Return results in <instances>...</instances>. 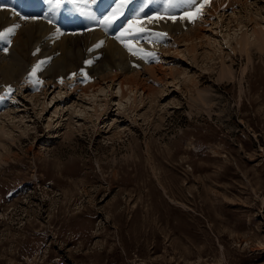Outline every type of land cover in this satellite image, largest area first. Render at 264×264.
I'll return each instance as SVG.
<instances>
[{
    "label": "rangeland",
    "instance_id": "1",
    "mask_svg": "<svg viewBox=\"0 0 264 264\" xmlns=\"http://www.w3.org/2000/svg\"><path fill=\"white\" fill-rule=\"evenodd\" d=\"M69 1L101 14L90 10L98 0ZM135 1L127 5L153 2L156 13L169 4ZM233 3L241 14L256 9L264 23V0ZM230 5L194 24L211 38L194 39L193 52L185 49L192 38L150 26L148 42L158 34L171 43L144 58L155 69L138 65L141 82L123 84L121 97L117 79L85 96L70 87L73 77L37 100L22 82L0 93V113L10 105L16 114L1 116L0 141L10 146H0V264H264V51L250 47V61L230 51L223 34L240 31L233 21L225 30ZM44 12L63 32L74 31L66 19L81 22ZM90 20L79 31L116 32ZM222 59L232 76L218 79Z\"/></svg>",
    "mask_w": 264,
    "mask_h": 264
},
{
    "label": "bare ground",
    "instance_id": "2",
    "mask_svg": "<svg viewBox=\"0 0 264 264\" xmlns=\"http://www.w3.org/2000/svg\"><path fill=\"white\" fill-rule=\"evenodd\" d=\"M8 1H11V3H7V5L11 4L16 9V11L13 12L11 8L7 5H3V6L0 5V32L6 33L3 38H0V93L1 94L7 92L8 90H11L15 86L17 87L19 82H22L25 85L27 84L30 85V91L28 92V94L31 93L30 99L32 100V96H34L35 100H37L39 98L38 97L39 94L46 93V89H47L46 87L48 86L52 87L55 84H59L61 86V84L63 83L66 84L67 82L62 79H66V77L67 78L73 77L70 87L72 88V90L82 91V93L85 96L86 94L89 93L95 94L94 90L96 87H98L99 90H102L103 88L100 82L103 79H107V81L117 79V82L120 87L119 95L121 97L124 94L122 87L123 84L127 85V89L133 90L134 88H137L138 84L141 82L140 81L141 77L137 75L140 67H144V68L147 67V69L148 68L153 69L156 66L153 64L147 65L146 63L147 61L145 62L144 58L151 57L154 54V51H156L157 49L161 51L163 49L162 46L164 44L171 43L170 41H167L162 37L161 38L157 37L158 34H154V39H153L154 41L148 42V38L149 39L151 38L147 33L148 31L139 33L127 38V40L130 42V44L133 47V51L136 53L135 55H133L132 52L128 51L120 43V41L115 39V37L120 35L123 29L128 26V21L136 18V13L140 12V8H142L143 6H141L140 8L139 7L133 8L131 4L127 5L126 10L123 12V17L120 18L119 25L121 27L112 36H107L101 33L102 32L100 31L101 28L98 30L97 29L98 27L96 29L90 28L89 30L86 29V31H79L83 29L85 26L90 25L91 22L90 18L93 20V25L97 24L98 26L104 27V25L100 24L99 21H102L106 16H108L107 13H105L104 15L105 17L102 16V14L98 16H94L92 12L91 11L89 12L88 10L83 20L82 19L78 20L81 22H77V25L73 29L74 31L67 33L60 31V29L59 30L55 29L51 25V23H49L48 20L45 21L43 19L36 18L37 13L41 14L47 9L48 3L46 1L44 0H27V1L8 0ZM235 1H239V0H210V4H206L203 7L202 16H200V18L196 19L194 22H192L189 19H180L181 16H185V15L193 16L196 13V10L194 9L196 6L194 5L193 8L192 5L189 6L184 4L185 0H181V3H183V5L181 6L180 4H178L179 1L171 0L172 4L169 7L167 6L168 7L167 10L161 9L164 3L160 2L161 3L159 7L160 12L158 13L155 12V8L153 7L154 6L153 2L152 3L150 2L149 7L144 9L143 12H140L139 19L146 21L147 16L150 15L155 16L156 14L162 15L163 13L166 14L165 15L166 17L167 16L174 17L175 18L174 20L166 18L157 23H151V24L145 23L144 26L147 29L152 25L153 27L162 26L168 31V33L170 32L171 34L174 35L175 33H180V35L177 38L178 41L192 38L188 40L189 42H187L188 45L186 46L185 49L193 52L196 45L194 39H196L197 37L202 39L203 36H205L206 39L211 38L209 36L211 33L209 35H204L203 32L200 33L201 37H199V35L196 32V28L198 27V25L196 26L194 24L202 25V23H205L207 20H211V17L213 16L210 15L208 17H204L205 16L204 14L205 13L209 14L214 11L219 12L218 9L223 8L226 5V3L229 4L231 3L230 11L232 14L230 16L228 15L229 12L227 14L228 20L227 23L225 24V30L227 28L228 29L231 28L230 27L231 22L233 21L232 26H235L233 31L236 29H239L240 31H238L239 33L236 34L233 33L235 34L234 36L230 33V31L227 30L223 34V36L225 35L227 36L226 43L229 45L231 52H234L236 50H239L241 52L244 51V53L246 54V60L250 61L251 60L250 50L252 49L250 47H254L255 50L257 49L260 52L264 51V23L261 20L263 19V17L260 15L259 11H256V9L254 10L255 11L254 13H251L250 11L249 12L250 14L247 15H245V13L241 14L239 10L237 11L234 9L233 2ZM123 2L124 0H115L113 2L114 9L117 7L118 4H121ZM131 2L135 3L136 1L131 0ZM203 2L204 0H198L197 5L203 4ZM0 3L6 4L4 0H0ZM241 7H243L242 4ZM49 8L51 9V7ZM173 8L176 9L173 10ZM81 11L83 12V10ZM85 11L87 10L85 9ZM96 13L99 14L100 12L96 11ZM224 13H225L224 11L223 12L220 11L218 16L222 17ZM44 14L46 13L44 12ZM51 18H53V16ZM66 21H69V19L68 20L66 19L65 22ZM218 21L219 19L217 21H214V23H217ZM17 24L19 25V28H15V25ZM247 25H251V27L248 29ZM243 26H246L244 30L242 29ZM8 28H14V33L8 34L7 33ZM232 36L235 37L234 44L231 43L232 41L231 39H233ZM100 41H103V44L98 47L97 45L100 43ZM214 41L216 40L213 39V41L211 42L213 43ZM218 44L220 43L218 42ZM171 46L172 45H168L166 50H169ZM219 46H221V44ZM218 49L220 48L218 47ZM203 53L205 57H209L211 55L210 51L205 49L203 50ZM222 62L223 64L220 68L217 78L222 79L224 77H231L232 76L231 68L229 66L224 65L225 63L223 59ZM246 64L247 63L245 62V64L240 67L241 72L245 70ZM34 68L36 69L34 74L36 77L33 76ZM143 71L146 70L144 69ZM39 77H41L42 81ZM37 81H38L37 84H33ZM190 81L192 82V80ZM140 85L143 86L142 83ZM93 97L94 96H92V98ZM11 107L13 108V106L10 105L7 106L6 108L5 106L4 108H1L3 109V111L0 113L1 128L3 127L5 128V126L7 125L5 121L4 122L1 121L3 119L2 115L11 116L12 118L11 120H13V118L16 117V114L13 115L11 114L12 111L10 110ZM73 131L74 130L69 129L68 131L65 132V134L68 137H70L71 134H73ZM10 132L11 130L5 129L6 134L9 135ZM25 132H26L25 130L21 131V133H25ZM120 133H121L120 129H118L114 131L112 135L119 137ZM12 138L13 137H11V140H13ZM1 145L4 148L6 147L7 151L9 150V146H10L9 144L7 145L6 143L0 141V146ZM2 153L3 152H0V154Z\"/></svg>",
    "mask_w": 264,
    "mask_h": 264
},
{
    "label": "snow or ice",
    "instance_id": "3",
    "mask_svg": "<svg viewBox=\"0 0 264 264\" xmlns=\"http://www.w3.org/2000/svg\"><path fill=\"white\" fill-rule=\"evenodd\" d=\"M185 2L191 4V5H196L197 4V0H185ZM49 3H51V0H49ZM130 3V0H124L123 3L118 4L117 7L115 9H113V12L109 15L106 16L102 21H99L100 24L104 25V27H108L110 26L116 19L118 14L119 15H123L122 9L128 4ZM171 3V0H169V4L166 5V9L167 10V6H169ZM206 4H210V0H204L203 4L199 5L198 10L196 11L195 15L193 16H181L180 19H189L192 22H194L196 19L200 18V16H202V9ZM56 7H59V0H57V3L55 5ZM144 8H140V12H143ZM140 12L136 13V18L129 20L128 21V26L126 28L123 29V31L121 32L120 35L116 36L115 39L120 41V43L130 52H132L133 55H135L136 53L133 51V47L130 44V42L127 40L128 37L130 36H134L136 34L139 33H143V32H147L150 31V29H147L144 24L148 23H157L161 20L164 19H175L172 16H165V15H160V14H156L155 16H147L146 17V21L140 20L139 16H140ZM52 21H49V23H51ZM15 28H19V25H15ZM7 33L8 34H12L14 33V28H8L7 29ZM5 32H0V38H3L5 36ZM103 44V41H100V43L97 45L98 47L101 46ZM6 50V49H5ZM151 55V54H149ZM35 68L33 69V75L35 74Z\"/></svg>",
    "mask_w": 264,
    "mask_h": 264
}]
</instances>
